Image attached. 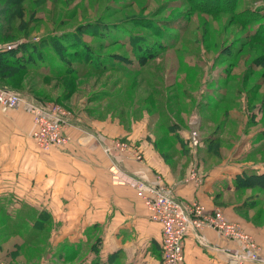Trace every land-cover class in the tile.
<instances>
[{"label": "trees", "instance_id": "trees-1", "mask_svg": "<svg viewBox=\"0 0 264 264\" xmlns=\"http://www.w3.org/2000/svg\"><path fill=\"white\" fill-rule=\"evenodd\" d=\"M85 1L79 4L82 8L69 11L70 0H0V88L65 107L85 93L84 110L98 119L110 114L130 122L145 115L153 122L149 128L158 148L188 143L179 136V121L186 124L183 114L192 111L199 112L208 129L201 143L210 146L222 141V130L233 122H228L232 106L240 119L245 118L244 128L263 124V0H254L253 6L247 0H164L162 11L149 15L142 0L117 7L115 0ZM45 10L50 30L35 35ZM90 10L92 16L87 15ZM80 11L86 17L75 22ZM194 15H200V28L194 30L200 33L191 42L212 54V69L222 68L215 82L200 84L196 62L184 60L194 57L180 34L188 28L173 25L192 23ZM238 80L246 102L241 96L236 107L228 91ZM256 134V142L263 140L256 149L264 150V128ZM234 183L236 189L254 191L242 206L257 207L255 216L264 222V173H242ZM54 228L45 211L27 204L10 208L5 198L0 199L1 261L45 264L53 258L57 264L59 252L50 242Z\"/></svg>", "mask_w": 264, "mask_h": 264}, {"label": "crops", "instance_id": "crops-1", "mask_svg": "<svg viewBox=\"0 0 264 264\" xmlns=\"http://www.w3.org/2000/svg\"><path fill=\"white\" fill-rule=\"evenodd\" d=\"M72 115L65 128L68 143L44 152L31 137L32 117L24 104L0 111V199L5 198L10 208L20 202L50 215L55 227L50 242L59 252L57 264H162L161 228L149 220L135 191L113 179L114 166L148 183L160 179L179 202H197L210 212L219 209L227 221L254 238L264 257V222L255 216L257 207L242 206L254 191L234 185L239 174L264 173V160L244 162L252 146H262L251 140L262 129L242 134L241 148H247L244 156L234 155L241 142L232 153L237 156L234 160L222 156V141L211 146L205 142L188 160L177 144L157 147V136L145 115L129 123L110 114L98 119L84 108ZM199 118L201 129V115ZM116 139L141 150L142 160H136L129 150L115 149ZM261 148L260 154H264ZM193 164L202 176L197 185L185 182ZM200 234L202 241L197 233L185 238L184 264H231L225 251L233 249V243L210 228ZM45 264L56 263L51 258Z\"/></svg>", "mask_w": 264, "mask_h": 264}, {"label": "built area", "instance_id": "built-area-1", "mask_svg": "<svg viewBox=\"0 0 264 264\" xmlns=\"http://www.w3.org/2000/svg\"><path fill=\"white\" fill-rule=\"evenodd\" d=\"M22 104L31 114L33 123L31 137L37 148L46 152L52 148L64 147L68 143L65 128L72 119L71 111L57 103L34 102L25 93L6 87L0 88V111L7 112ZM198 120L189 121L191 129L187 142L190 149H196L201 144L200 130H197L200 126ZM113 146L120 151L129 150L136 160H142L141 150L131 149L126 141L116 139ZM111 173L115 181L124 183L135 191L146 208L149 220L160 226L162 264H184L185 238L190 233H197L199 240L202 241L203 236L200 232L204 228L213 229L220 237L233 243L235 247L225 251L231 264L248 262L264 264V257L259 255V247L254 238L238 224L227 221L219 209L210 212L200 203L177 201L172 188L160 179L155 183H148L122 173L116 166L111 167ZM201 181L202 176L193 164L185 177V182H194L197 185Z\"/></svg>", "mask_w": 264, "mask_h": 264}, {"label": "rangeland", "instance_id": "rangeland-1", "mask_svg": "<svg viewBox=\"0 0 264 264\" xmlns=\"http://www.w3.org/2000/svg\"><path fill=\"white\" fill-rule=\"evenodd\" d=\"M70 1H71V3L69 4V11H71L72 9L82 8L81 5L79 7V4H80V2L85 1V0H70ZM143 1H146L145 3L148 6L147 10L144 12L145 14L149 15L151 12L153 13V11H156V13L159 12V11H162L164 0H142V2ZM253 1L254 0H247L248 3H252L251 6H253ZM127 2H130V0H115V2H114L115 4L114 3L113 4L116 5V7H117V4H120L121 5L122 3H127ZM262 2H264V0L261 1L260 4H259V2H255L254 4H259L260 6L263 5V7H264V3H262ZM85 3L88 4V0H86ZM114 5H113V7H114ZM123 9H125V8H123ZM134 9H136V7ZM45 12L46 13H44V15H42L43 18H42V21H41L40 25L38 26V28H36L35 35L42 34V33H45L46 31H49L50 30V25L48 23L49 15L47 14V12H49V10H45ZM167 12H168V10H166L165 12H162L161 15L159 14L160 15L159 18H161ZM79 14L81 16H79L77 18V20H75V22H77V21L79 22V21H81L82 18L86 17V16H82L84 14V11H80ZM87 15L92 16V10H90L89 11V14H87ZM68 16L69 15H67V17ZM194 16L195 17L192 19L193 22L192 23H189V24L185 23L184 21L181 22V23H178V21L173 22L174 23L173 24L174 26L180 25V26H183L185 28V25H186L187 28H188L187 31L184 34H182L181 31H180V34L183 35L182 43H184L185 45H188V43H189V45L186 48L189 49V51L194 54V57H186V59H184V60L189 61L191 63L190 65H193V63L196 62L194 65H195V67L197 66V68L199 70V75L198 76H200V81H201L200 84H203L205 82H209V83L215 82L216 81V78H217V76H218V74H219V72L221 71L222 68L221 67H216V68L212 69L213 68L212 61H211L212 54L205 53L201 49V46L200 47H197L195 44H193L191 42L192 41V38L194 36H199V33H200V32H194V30H198L200 28V24L196 23V17H198L200 15H194ZM120 18H122V17L121 16H116L115 17L116 20H119ZM70 24L71 25H74V21L71 22ZM177 33H178V31H177ZM87 41H90V39H87ZM199 51H202V52H199ZM170 54L173 55L172 52H170ZM241 69H242L241 67L235 69L234 72H233L234 75L238 74ZM261 70L262 69L259 70L260 73H261ZM180 76H181V78L184 77L183 74H181ZM239 83L240 82L238 80V82H235L234 84H231L232 88H231V90L228 91V93L231 95V97H233V99L235 100L236 107L238 105L237 100H239V98H241L242 95H245V94H242L240 92V87H238ZM235 88H236V90H235ZM84 94L81 93L79 95H76L74 97V100L73 101L71 100L72 102L69 103V105L67 107H65V106H63L61 104L60 105L63 106L65 109L71 111V112H74V113L75 112H80L81 113L82 109L85 107V96H84ZM259 94H260L259 96H261L262 98H264V85L259 90ZM226 98H229V97L226 96ZM241 101L242 102H246L244 100V96H242V100ZM43 103H48V102H43ZM49 103H53L54 104L56 102L50 101ZM260 103H263V102L260 101ZM57 104H59V103H57ZM254 111H255V113H257L258 112V109L256 108ZM261 111H262V108L260 110V107H259V112L258 113H262ZM192 112L188 116H185L186 114H183L184 120L186 119L185 120V123L186 124H181V122L179 121V123L181 125L179 134H180V132L181 133L182 132L183 133L186 132L185 137L187 135H189V131L191 129V125L189 124V121L191 122L193 119H197V120L199 119L200 120V118L198 116L199 115V112H197V111L195 113L194 112L192 113ZM258 113H257V119H258V117H260V114H258ZM200 114H201V112H200ZM230 114L231 115H230V118H229L228 122L231 123L232 120H233V122L229 126H227L226 128H224V130H222V134H223L222 145L224 147L223 150H222V156L224 155L225 157H227L228 160L230 158L234 160L235 157H237V156H234L233 157L232 156V153L234 154L235 149H236L235 148L236 145H238L242 141L241 137H242V134L244 133V131L246 130V132H249L250 131L249 133H252L253 131H256V129H263L264 128V122H263V124L261 123L260 125H257L256 127H252V128L248 124L244 128L245 118H241L240 119L241 116L239 117L238 112H237V109L235 108V106H232L231 107ZM192 116H194V117H192ZM127 123H129V121H127ZM152 124H153L152 120L148 121V127H151ZM204 126H206V125L202 121L201 129L200 128L197 129V130H200L199 131L200 142L202 141L203 136L206 137L205 136L206 134L204 132V130L206 129V127L204 128ZM151 130H153V129H151ZM207 131H208V129H207ZM185 137L184 138L182 137V139L187 142V138H185ZM256 138H257V134L253 135V138H251L253 144H255V145L257 144L258 145V143H262V142H256L257 141ZM244 141H247L246 138H245ZM241 144H242V142L239 144L238 152L236 151V153L234 155H238L239 156V155H242L243 154V156H244L247 153L248 154V158H245L244 157L246 159V160H244V162H248V161L252 160L251 161L252 163H255V162L260 163V162H262V160H264V154H260L259 151H257V149H256L258 146H252L251 149L248 150L249 152L247 151L245 153V151H246L247 148H245V147H242L241 148ZM200 145H202V143ZM198 147H199V145H198ZM198 147L196 149H190L189 146H188V143L185 146H182V147L180 146V148L183 151L186 152V156H188L187 157L188 160H189V156L192 157L193 155L195 156V155L198 154V149H199ZM232 147H233V151L231 152V148ZM251 155L253 157H249ZM255 155L256 156L259 155V156L258 157H255ZM240 159H241V157H240ZM189 171H190V168L188 169L187 173ZM251 202H252V200H251ZM21 205H23V204L19 202V204L16 207H20ZM1 237H2V235H0V245H3L4 244V241H3V239ZM0 257H1V254H0ZM0 264H7V262L6 263L4 261L2 262L1 259H0ZM9 264H13V263H9Z\"/></svg>", "mask_w": 264, "mask_h": 264}]
</instances>
